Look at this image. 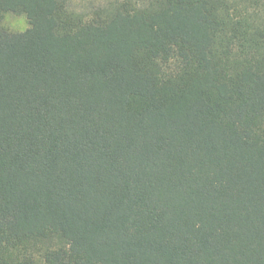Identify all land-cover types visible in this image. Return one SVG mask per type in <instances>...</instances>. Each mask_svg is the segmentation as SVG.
I'll use <instances>...</instances> for the list:
<instances>
[{"label": "trees", "instance_id": "16d2710c", "mask_svg": "<svg viewBox=\"0 0 264 264\" xmlns=\"http://www.w3.org/2000/svg\"><path fill=\"white\" fill-rule=\"evenodd\" d=\"M72 1L0 0V264H264V0Z\"/></svg>", "mask_w": 264, "mask_h": 264}, {"label": "rangeland", "instance_id": "374dc122", "mask_svg": "<svg viewBox=\"0 0 264 264\" xmlns=\"http://www.w3.org/2000/svg\"><path fill=\"white\" fill-rule=\"evenodd\" d=\"M88 2H93V0H73L72 7L79 10ZM1 25L9 32H22L28 26L25 17L16 14H6L2 19Z\"/></svg>", "mask_w": 264, "mask_h": 264}]
</instances>
